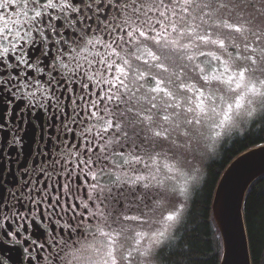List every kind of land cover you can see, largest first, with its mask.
<instances>
[{
	"label": "snow or ice",
	"instance_id": "snow-or-ice-1",
	"mask_svg": "<svg viewBox=\"0 0 264 264\" xmlns=\"http://www.w3.org/2000/svg\"><path fill=\"white\" fill-rule=\"evenodd\" d=\"M21 90L64 135L12 213L47 221L29 264H168L202 151L264 132V0H0V105Z\"/></svg>",
	"mask_w": 264,
	"mask_h": 264
},
{
	"label": "flooded vegetation",
	"instance_id": "flooded-vegetation-1",
	"mask_svg": "<svg viewBox=\"0 0 264 264\" xmlns=\"http://www.w3.org/2000/svg\"><path fill=\"white\" fill-rule=\"evenodd\" d=\"M25 91L21 90L12 97V103L7 107L0 105L4 116L0 120L3 125L0 127V222L5 225L0 229V264H29V253L25 249H31L34 240L41 242L48 239L44 231L47 221L42 225L40 219H32L31 214L21 220L12 213L27 212L31 207L27 200L30 189L33 186L43 189L45 186L40 181L46 176H42L40 170L64 151L62 143L57 140L58 135L61 142L64 139V135L58 133V129L62 128L60 113L55 109L45 111L30 106ZM8 108L12 109L11 115ZM25 181L28 187L21 189ZM32 198H36L34 194ZM188 199L190 197L187 203ZM4 217L9 219L4 220ZM20 224L25 228L17 236L7 235L9 231L15 232ZM41 255L46 256L47 252Z\"/></svg>",
	"mask_w": 264,
	"mask_h": 264
},
{
	"label": "trees",
	"instance_id": "trees-1",
	"mask_svg": "<svg viewBox=\"0 0 264 264\" xmlns=\"http://www.w3.org/2000/svg\"><path fill=\"white\" fill-rule=\"evenodd\" d=\"M264 132L259 125L250 124L244 132L219 147V155L206 167L204 180L193 190L176 233L178 246L169 248L165 255L168 264H219L221 238L211 212L212 195L227 164L239 153L264 143ZM249 252L252 264H264V174L249 186L243 207Z\"/></svg>",
	"mask_w": 264,
	"mask_h": 264
},
{
	"label": "water",
	"instance_id": "water-1",
	"mask_svg": "<svg viewBox=\"0 0 264 264\" xmlns=\"http://www.w3.org/2000/svg\"><path fill=\"white\" fill-rule=\"evenodd\" d=\"M264 174V143L236 155L216 183L211 212L222 245L219 264H252L243 216L251 183Z\"/></svg>",
	"mask_w": 264,
	"mask_h": 264
},
{
	"label": "rangeland",
	"instance_id": "rangeland-1",
	"mask_svg": "<svg viewBox=\"0 0 264 264\" xmlns=\"http://www.w3.org/2000/svg\"><path fill=\"white\" fill-rule=\"evenodd\" d=\"M249 124H244L241 127L232 130L231 132L225 134L223 137L218 139L214 145L206 148L205 150L202 151L198 163L196 165L197 171L193 173L192 175L195 177L194 180L189 181L188 185V197L191 198V195L193 193V190L198 187V185L204 180L205 174H206V167L208 163L211 161V159L216 158L219 155V147L222 146L223 144L227 143L231 138L234 136H238L244 132L245 129L249 127ZM187 198H186V208L182 216L185 215L188 203H187ZM189 200V199H188Z\"/></svg>",
	"mask_w": 264,
	"mask_h": 264
}]
</instances>
